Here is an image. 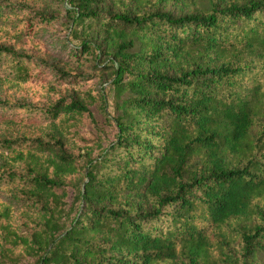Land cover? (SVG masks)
I'll return each mask as SVG.
<instances>
[{
	"label": "trees",
	"instance_id": "16d2710c",
	"mask_svg": "<svg viewBox=\"0 0 264 264\" xmlns=\"http://www.w3.org/2000/svg\"><path fill=\"white\" fill-rule=\"evenodd\" d=\"M105 1L67 0L54 77L31 48L59 17L0 25V63L33 100L0 101V187L25 221L0 194V264H259L264 103L259 84L232 91L246 76L232 60L241 43L264 55V0L184 16L109 0L123 9L102 17ZM98 26L104 46L88 39ZM89 66L110 71L108 88L77 72Z\"/></svg>",
	"mask_w": 264,
	"mask_h": 264
},
{
	"label": "rangeland",
	"instance_id": "374dc122",
	"mask_svg": "<svg viewBox=\"0 0 264 264\" xmlns=\"http://www.w3.org/2000/svg\"><path fill=\"white\" fill-rule=\"evenodd\" d=\"M218 1L223 3L222 5L229 3L230 0H147L144 4L147 9L161 8L166 12L173 13L175 16H184L188 14H196L205 12L211 9L212 5L218 4ZM240 4L245 3L248 0H234ZM135 5V4H134ZM11 7L15 10H11ZM70 4L67 0H0V25L13 27V22L17 19L27 17L28 15H34L35 13L41 12L60 19L52 25H48L39 29L37 40L40 43L38 50L31 48L33 55L39 57L38 68L46 71L51 77L55 74L54 68H64L66 65V48L68 42L64 39L65 23L69 17ZM98 10L104 12L102 17H107L105 13L118 14L123 9L120 4H113L111 1L106 0L97 5ZM108 33L103 29L102 26H98L94 32L88 37L93 43L104 46L105 39L108 37ZM237 37L240 35L236 32ZM240 37V36H239ZM1 42V39H0ZM31 42V41H30ZM245 43H241L236 53L239 54L237 59L232 60L233 66H241L245 70L246 76L243 79H236V87L232 91H239L241 94H250V90L255 85L261 86V99L264 103V55L263 54H252L250 49L245 48ZM24 44H19L18 49L23 52ZM18 50V51H19ZM208 59L215 58L214 54L207 55ZM44 61V62H43ZM214 61V60H213ZM228 61V58L225 59ZM38 62V60H36ZM86 62H91L87 60ZM222 63L221 59H216L213 62L214 65ZM101 64V63H100ZM146 71L153 73L151 68H146ZM10 61L6 57L0 63V101L14 100V101H33L27 97L18 86H14L9 80L8 75L10 73ZM77 72L82 73L86 80L91 81L97 90H104L109 87L111 83L110 71H104L103 69H95L89 66L87 70L77 69ZM53 80V78H52ZM0 111L4 109L0 108ZM255 132L258 136H261V152L259 161L264 163V118H262L255 127ZM6 136L4 127L0 124V140ZM0 194L3 200L10 201L14 205L15 216L19 218L21 224L23 220V207L21 200L22 198L16 194L15 188L1 186ZM261 205L264 206V199L259 200ZM212 237H214L212 235ZM259 264H264V254L259 255ZM162 264V263H161ZM172 264V263H163ZM180 264V263H179Z\"/></svg>",
	"mask_w": 264,
	"mask_h": 264
}]
</instances>
